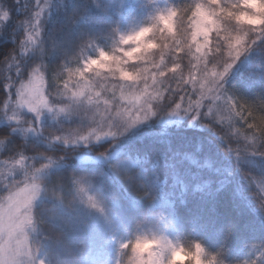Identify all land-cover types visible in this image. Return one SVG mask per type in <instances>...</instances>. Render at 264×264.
Listing matches in <instances>:
<instances>
[{
	"label": "trees",
	"instance_id": "obj_1",
	"mask_svg": "<svg viewBox=\"0 0 264 264\" xmlns=\"http://www.w3.org/2000/svg\"><path fill=\"white\" fill-rule=\"evenodd\" d=\"M191 3L192 0H50L51 7L42 18L40 48L25 59L31 68L39 66L47 93L54 100L67 72L83 57L95 54L101 47L109 48L119 34L149 23L160 10ZM1 4L11 9V19L3 22L6 25L0 29V118L9 98L6 77L16 74L6 71L5 57L21 56L20 41L26 37L18 25L27 18L26 8H38L36 0H22L20 4L1 0ZM214 38L213 33V41ZM8 49H12L11 53ZM156 53L161 59L159 48ZM173 61L179 64L177 72L187 81L194 63L192 54L187 49H165L164 63L171 68ZM240 62L224 80L225 90L245 108L253 106V116L259 117L264 115L260 107L264 102V39L252 44ZM208 65L212 66L211 61ZM171 75L169 72L165 77L161 111L172 109L185 93L178 91L170 97V90L176 89V80L168 79ZM243 114L246 120L239 118L230 125L210 118L203 119L201 126L192 125L190 118L170 125L151 121L132 134L78 149L48 148L37 140L24 139L11 130V124H4L0 125V135H7L9 140L1 158L44 155L59 162V169L43 181L46 187L58 191L61 199L46 196L37 206H45L43 223L39 225L43 234L39 238L44 247L60 249L61 257L71 263L76 256L84 262L89 250H104L101 241H93L85 228L79 227V231L77 220L72 225L70 213L75 214V203L83 191L101 200L124 238L136 230L138 221L151 224L171 218L175 237L200 242L217 264H264V209L259 207L264 199V155L259 152L264 151V146L257 149V154L251 153L253 145L258 147L259 143L251 139L252 130L247 124L256 121L247 112ZM118 163L129 165L126 172L120 173V179L114 172ZM125 175L131 179L123 180ZM54 204L61 208L58 214ZM36 216L35 208V219ZM253 252L259 253L258 260H252Z\"/></svg>",
	"mask_w": 264,
	"mask_h": 264
},
{
	"label": "snow or ice",
	"instance_id": "obj_2",
	"mask_svg": "<svg viewBox=\"0 0 264 264\" xmlns=\"http://www.w3.org/2000/svg\"><path fill=\"white\" fill-rule=\"evenodd\" d=\"M22 0H16L17 4H20ZM239 0H192V3L186 5L183 8H169L167 11L160 12L155 18L159 20L166 14H170L176 19V26L174 33L171 37L164 40L161 47L169 49L172 52L184 51L187 49L188 53L194 55L197 63L193 65L199 73V77L192 75V70L189 72V80L185 81L183 74L178 73L177 69L179 64L173 61V67L169 68L167 63H164V50L161 52V59L159 63H151V68L145 67L143 69H135V74H131L126 71L123 67V63H127L126 60L122 59L120 56H109L108 53L99 52V57L96 59H88L85 62V66L82 69H78L77 72H69V79L73 75L79 74L83 76L84 72L91 69L93 65H98L100 68H108L110 71L113 70V65L106 63L107 60H112L114 62L115 70L119 71L121 79L125 81H131V84L119 85L121 89V99L125 100L130 106L124 108L123 111L117 109L116 116L119 118L115 125H125L131 127L141 121L149 119L151 116L156 115L160 110L153 107V101H159L163 98V91L158 85L166 83L165 77L166 73H171L172 75L168 79L176 80V89L170 90L171 95L178 93L179 89L184 83H191L194 87L199 85V99L189 100L188 107L182 109L181 103H175V107L172 108L170 113L175 115L187 116L190 119L195 118L196 121H200L201 116H206L212 111V105L209 104V112L201 113L199 109L203 104L204 99H210L212 101H221L222 104L219 105L221 109H225L234 113L235 116L246 120L244 112H247L249 116H253V106H248L245 108L244 104H241L234 97H228L227 93L223 89L222 85L224 78L227 73L231 70L232 65L236 63L242 53L247 51L252 44H255L258 40L264 39V29H253L250 32H245L243 35L239 33H230L233 37L232 40L226 41L220 48L219 55L222 57V63H217L208 55H202L201 49L203 46L202 41L196 40V35L206 31L205 22L210 21L213 17L208 16V12H215L217 15L221 13H230L232 7H235ZM44 4L48 8V0H44ZM231 5V7H228ZM36 7L40 8V11H30V7L26 8L28 13L27 18L20 21L19 27L25 33V39L20 41V47L22 49L21 56L18 58L16 56H11L4 63L8 65L6 71H15L17 78H22L24 72L31 68V64L24 57V50H27L28 46L34 44V36L39 35V27L41 25V15L44 12V8L41 7V0H36ZM11 9H4L0 7V22L9 21ZM224 19L222 17L220 20L216 21V26L220 29L219 34L216 31H211L209 33L210 44L207 49H203L205 53L216 50V42L221 39L224 35L223 28L225 26ZM6 24L0 23V29H3ZM156 28V24L150 25L148 28L142 30L145 32L151 31V29ZM191 29V31H189ZM15 31V29H13ZM213 33L215 38L213 41ZM136 35H140L137 33ZM131 37H121L122 43H127V40ZM170 41V43L168 42ZM194 49V52H193ZM42 50V49H41ZM129 55L128 53L124 54ZM211 61L212 68H208V63ZM202 65V67H201ZM220 68L221 70H217ZM151 69H154L152 71ZM32 75L27 83L21 82L20 87L16 89V106L13 107L7 101L5 106L12 111L13 115L11 117L4 116L11 122L13 132L18 129L21 130H32L36 131L35 122L28 128H25L19 119L21 115L16 111V107L27 106L28 112L32 113L36 117V121H39L42 114V110H48L52 112L56 110L53 105L50 104L49 100L46 98L43 90V80L39 73V68L31 69ZM55 79V78H54ZM151 79L152 84H148V80ZM7 87H11L14 84V80L11 75L6 77ZM143 81L144 87L137 91V82ZM152 88V91H149ZM130 90L125 92V90ZM68 90V82H64V92ZM59 92L60 90L57 89ZM212 94V95H210ZM83 91L72 93L73 104H82L83 101L76 99L83 96ZM96 97L100 96L97 92ZM113 98H115V93H113ZM181 102H183L184 97H180ZM88 104L93 103V98L89 96L87 98ZM105 112H108L107 120L112 121L113 116L108 110V101H104ZM260 107L264 109V102H261ZM133 110L137 113H142V115H133ZM57 111V110H56ZM65 109L60 108L57 111L58 114L64 113ZM69 114H77L75 110L67 112ZM15 118V123H12ZM255 123H248V129L252 130L251 139L253 141H258L259 146L253 145V151L251 153L257 154V149L260 146H264V115L259 117H254ZM120 121H123L122 123ZM114 125V126H115ZM113 125L110 124L109 127ZM126 130V128H125ZM117 133L109 131L105 133L106 136H115ZM249 138L246 135V139ZM56 140H61L64 143L69 141L61 136L55 137ZM82 140L87 141V137H81ZM99 139V137H97ZM247 153V150L245 151ZM259 154L264 155V151L259 152ZM51 159L49 158L48 163H41V167L32 171L31 169L24 170L25 187L19 189L15 192H10L9 196L5 201H0V264H37L36 260V249L32 242L29 240L28 229L32 225L31 211L34 206V197L36 191L40 186V173L48 168L51 164ZM7 163V162H5ZM16 163L23 165V157L20 161ZM15 170V164L10 171ZM264 191V187L261 188ZM264 201V199H262ZM95 206V205H93ZM215 259V258H213ZM42 264V262H40Z\"/></svg>",
	"mask_w": 264,
	"mask_h": 264
},
{
	"label": "rangeland",
	"instance_id": "obj_3",
	"mask_svg": "<svg viewBox=\"0 0 264 264\" xmlns=\"http://www.w3.org/2000/svg\"><path fill=\"white\" fill-rule=\"evenodd\" d=\"M48 8L47 5L44 4V0H41V7L44 8V12L42 13L40 19H41V25L38 29L39 35L34 36V44H31L28 46L27 50H24V57H32V54L36 53V49L40 48V40H41V33H42V18L45 16V12L50 9V0H48ZM0 7H2L1 0H0ZM169 8H165L160 10V12L167 11ZM37 11H40V8H37ZM155 17V16H154ZM154 19V18H153ZM150 21L147 24H138L134 27L130 28L126 32L122 33L121 35H127L131 32H134L138 30L142 26H146L153 22ZM5 22V21H4ZM3 23V22H0ZM19 27V25H18ZM21 30V28L19 27ZM119 34L118 38L115 39L110 45L109 48L101 47L99 48L95 54L86 56L82 58V62L78 63L77 66H75L73 69H71V72H77L78 69H82L85 66V62L90 58H98L100 50H104L106 53L109 54V56H120L122 59L123 55L120 52V41L119 37L121 36ZM158 48H155L152 50L153 57L152 60H143V61H137L135 59H130L127 61V63H123L122 67L128 71L131 74H135V69H143L145 67L151 68V63H159L160 58L157 57V51ZM43 52V51H42ZM194 52V49H193ZM243 53L241 54V56ZM240 56V57H241ZM240 57L236 61L234 67L230 70V73L235 70V68L241 64ZM193 58V65L197 63L195 60L194 55L192 54ZM106 63L113 65V70H109L108 68H100L98 65H93L91 69H88L84 72L83 76H80L79 74L73 75L71 79H69V72H67L65 76V81L68 82V90L67 92H64V84L59 87V92L56 91L55 98L52 100L48 93H47V83L45 78L40 74V69L38 75L42 77L43 80V90L46 98L49 100L50 104L55 107L57 111H59L60 108H64L65 112L58 114L56 110H53L52 112H49L48 110H42V114L40 116L39 121H36V117L34 114L28 112L27 106L24 107H16V111L20 113L19 119L21 120L23 126L25 128H28L32 125V122H35L36 131L32 130H21L18 129L17 132L20 134L24 139H34L38 142L44 144L48 148H54L56 146H64L67 148H88L91 145L99 144L111 139L120 138L121 136H126L128 134L134 133L136 130H138L141 126L149 124L151 121H155L158 124L161 125H170V124H180L181 122L186 121L189 117L183 116V115H175V114H167L170 113L172 109H168L169 107L164 108V110H160V102L159 101H153V107L155 109L160 110L161 112H158L156 115L151 116L149 119L141 121L135 125H132L131 127H127L125 125L117 124L115 125L116 121L119 120V118L116 116V110L119 109L123 111L124 108L130 107L125 100L121 99V89L118 87L119 85H126L131 84V81H125L121 79L119 71L115 70L114 62L112 60H107ZM192 65V75L195 77H199V73L193 69ZM202 67V65H201ZM39 68V66L35 67L32 66L31 69ZM208 68L211 69L212 66L208 65ZM31 69L28 71L27 76L23 75L22 78H17L16 74L12 76L14 80V84L9 87V98L8 103L12 105L13 107L16 106V89L20 87L21 82L27 83L32 75ZM154 71V69H151ZM217 70H221L218 68ZM167 74V73H166ZM186 80H189V73L187 74ZM148 84L151 85L152 81L151 79L148 80ZM165 83L162 85H158L161 89V91L165 90ZM144 87L143 81L137 82V91L139 89H142ZM225 90V87H224ZM83 91L84 95L80 96L76 99H79L83 101L82 104H73L72 100L70 99L72 97V93L74 92H80ZM130 90H125L126 94ZM149 91H152V88H149ZM179 91H185L183 97L184 100L181 102V100L178 103L182 104V109L188 107L189 100H196L199 99V85H196L195 87L191 83H186V87L180 88ZM226 91V90H225ZM99 92L100 96L96 97V93ZM113 93H115V98H113ZM212 95V94H210ZM91 96L93 98V103L88 104L87 98ZM228 97H232L227 92ZM108 101V110L113 116L112 121L107 120L108 112H105V104L104 101ZM223 100L221 101H212L210 99H204L203 104L199 111L201 113H208L209 112V104L212 105V111L206 116H201L200 121L192 120V125H199L201 126V123L203 119L210 118L214 119L220 124L224 125H230L237 120H239L240 117L235 116L234 113H230L225 109H221L219 105H221ZM175 107V105H174ZM173 107V108H174ZM75 110L77 114H69L67 112ZM164 111V112H163ZM7 113V116L11 117L13 115L12 111H10L7 107H5L4 114ZM2 115L0 118V125L4 124H11V122L7 119L6 116ZM133 115H142V113H137L135 110H133ZM121 123L123 121H120ZM12 123H15V118L13 119ZM112 124V127H109V125ZM12 125V124H11ZM115 125V126H114ZM126 128V130H125ZM112 131L116 132L117 134L115 136H106L105 133ZM61 136L64 139L68 140V143H64L61 140H56L55 137ZM81 137H87V141L82 140ZM99 137V139H97ZM8 144V142H7ZM7 144L0 145V201H5L7 197L9 196L10 192H15L19 189H22L25 187V178H24V170L25 169H31L32 171H35V169L41 167V163H48L49 157L44 155H38L36 157H29V156H21L17 159H2L1 154L5 150V147H7ZM23 157V165L16 163V161H20ZM51 159V158H50ZM51 164L48 168L44 169L40 173V179L43 181L47 179L54 171L58 170L60 165L59 162L51 159ZM7 162V163H5ZM15 164V170L10 171L12 169L13 165ZM129 168V165L127 164H120L118 163L117 166L114 168V172L116 173L117 177L120 179V173L126 172ZM75 192H77V189L73 192L75 195ZM45 197H42L40 201L36 203V206L40 205ZM101 200L92 194L91 192H83L80 191V194L78 196V201L75 203L76 209L75 214L70 213L72 216L71 220L74 224V221H78L80 228H85L87 230V233L90 232L93 237V241L100 240L101 246L104 250H89L88 255L85 256L84 262L82 261V258L79 256H76L74 258V263H71L66 258H62L59 251L60 249H53L54 247H48L43 246V244L40 241L39 236L43 234V232L40 230L39 225L36 227V230L33 231L32 228L28 229L29 232V240L30 242H35L36 245V260L37 264H114V259L117 254V245L116 241L119 239H123V233L121 229L119 228V225L112 220L111 215L109 212L105 209V212L102 214L99 211H97L100 207ZM95 205L96 209L92 206ZM54 212L58 214V212L61 211L60 206L53 205ZM34 210L35 205L32 208L31 216L32 220H35L34 217ZM60 210V211H59ZM60 216V215H59ZM71 218V217H70ZM160 225L164 228V230L171 235L173 238L175 237V223L170 218L169 220L162 221ZM82 231V229H79V231ZM100 235V237H99ZM80 250V249H78ZM255 254L251 255L253 258L252 260H258L259 259V253L256 252Z\"/></svg>",
	"mask_w": 264,
	"mask_h": 264
},
{
	"label": "clouds",
	"instance_id": "obj_4",
	"mask_svg": "<svg viewBox=\"0 0 264 264\" xmlns=\"http://www.w3.org/2000/svg\"><path fill=\"white\" fill-rule=\"evenodd\" d=\"M228 7H231V5H228ZM158 15L159 13L155 15L152 23L119 37L120 45H122L119 50L124 60L128 61L130 59H135L137 61H143L147 59L151 61L153 49L159 48L160 53L163 52L164 49L161 45L166 38L173 35L176 19L174 16L166 14L157 20L155 18ZM207 15L213 17V19L205 22L207 30L197 34L195 38L203 42L201 49L202 55H208L215 62L222 63V57L219 55L220 48L226 41L233 39L230 33H239L243 35L245 32H250L253 29H264V0H239L237 5L232 7L230 13H221L217 15L215 12H208ZM222 17H226V19H224V35L216 42L215 51L205 53L203 49H207L210 44L209 33L211 31H216L217 34H219L220 29L216 26V21L220 20ZM152 24H156V28L148 32L142 31ZM137 33L140 35H136ZM122 36L131 38L127 40V43H122ZM8 51L11 53L12 49H8ZM100 51L105 52L102 49ZM125 53L129 55L125 56ZM7 59L8 57H5V60ZM89 59L96 58L90 57ZM234 65L235 63L232 65V68ZM229 73L230 71L227 75ZM222 87L224 89V83ZM225 92L227 93V91ZM192 120H195V118ZM8 140L9 137L7 135H0V145L7 144ZM122 179L129 180L131 178L125 175ZM75 180L73 181L74 191ZM45 196L55 200L61 199V195L58 191H55L51 187H46L45 182L41 180L39 189L36 191L34 197L37 216L34 221L32 220L31 228L33 231L36 230L38 225L43 223L41 220V213L44 211L45 206L41 205L38 208L36 203ZM99 203L100 207L98 210L96 206L92 207L103 214L105 209L100 201ZM259 207L264 209V201L259 203ZM33 245L36 249L35 242H33ZM116 245L117 254L114 259V264H217L216 258L214 256L209 257L200 242H184L178 238H173L164 230L159 221L151 224H146L143 220L138 221L136 230L126 238L116 241Z\"/></svg>",
	"mask_w": 264,
	"mask_h": 264
}]
</instances>
